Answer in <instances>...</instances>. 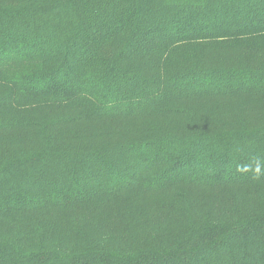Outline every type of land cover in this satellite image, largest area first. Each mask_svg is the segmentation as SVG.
<instances>
[{
    "label": "trees",
    "instance_id": "16d2710c",
    "mask_svg": "<svg viewBox=\"0 0 264 264\" xmlns=\"http://www.w3.org/2000/svg\"><path fill=\"white\" fill-rule=\"evenodd\" d=\"M0 264H264V0H0Z\"/></svg>",
    "mask_w": 264,
    "mask_h": 264
},
{
    "label": "clouds",
    "instance_id": "9594fccd",
    "mask_svg": "<svg viewBox=\"0 0 264 264\" xmlns=\"http://www.w3.org/2000/svg\"><path fill=\"white\" fill-rule=\"evenodd\" d=\"M257 171H259V168L257 169Z\"/></svg>",
    "mask_w": 264,
    "mask_h": 264
}]
</instances>
